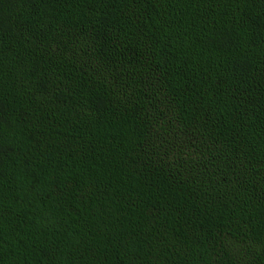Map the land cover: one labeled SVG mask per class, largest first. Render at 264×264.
Wrapping results in <instances>:
<instances>
[{"label": "trees", "instance_id": "obj_1", "mask_svg": "<svg viewBox=\"0 0 264 264\" xmlns=\"http://www.w3.org/2000/svg\"><path fill=\"white\" fill-rule=\"evenodd\" d=\"M0 264H264V0H0Z\"/></svg>", "mask_w": 264, "mask_h": 264}]
</instances>
